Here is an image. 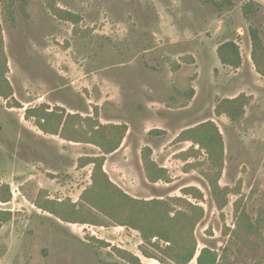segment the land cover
<instances>
[{"label": "rangeland", "instance_id": "374dc122", "mask_svg": "<svg viewBox=\"0 0 264 264\" xmlns=\"http://www.w3.org/2000/svg\"><path fill=\"white\" fill-rule=\"evenodd\" d=\"M1 0L0 22L8 61L6 76L13 97H0V185L9 184L12 199L0 209L12 212L0 223V264H130L117 250L145 264L163 263L143 255L138 230L116 225L68 223L38 202H80L91 183L92 165L79 158L101 154L93 144L44 133L29 107L49 104L84 117L98 112L104 124L125 123L121 146L106 155L105 169L127 193L141 199L161 198L184 208L187 198L205 210L195 235L197 264L203 247L216 250L230 264H264V240L258 247L234 239L235 204L245 210L264 235V76L251 58L250 29L264 39V0L251 15V0ZM69 10L77 23L58 17L53 8ZM234 40L242 64L221 62L220 44ZM193 94L190 97V94ZM249 96L243 117L231 120L215 110L221 100ZM213 120L225 144L220 178L228 186V204L220 210L204 172L207 153L187 156L194 145L179 134ZM168 169L171 181L151 182L142 149ZM188 166V167H187ZM198 188L202 200L185 195Z\"/></svg>", "mask_w": 264, "mask_h": 264}, {"label": "trees", "instance_id": "16d2710c", "mask_svg": "<svg viewBox=\"0 0 264 264\" xmlns=\"http://www.w3.org/2000/svg\"><path fill=\"white\" fill-rule=\"evenodd\" d=\"M232 5L231 0L218 3L220 9ZM256 1H249L243 6L246 16L251 15ZM1 7V0H0ZM54 13L61 19L77 23L78 16L69 10L53 8ZM252 40L251 58L256 70L264 76V39L258 28L250 29ZM218 56L221 62L232 67H240L242 56L240 46L234 40H227L220 44ZM8 61L4 49L3 28L0 22V97L6 100L13 97L12 84L6 76ZM193 94H190L192 97ZM249 96L242 93L234 98H225L216 106V114H226L231 120H240L244 113ZM26 119H34L36 126L44 133L59 135L68 141L93 144L101 149V154L85 155L79 158L81 167L92 165L91 183L81 195L80 202H59L49 200L38 202V206L68 223H83L97 226L105 225L109 219L116 225L138 230L144 244L141 251L148 258H155L163 263L172 261L174 264H189L195 259L198 251V241L195 229L204 218L205 210L199 204L187 198H180L184 208H176L170 201L161 198L141 199L132 196L116 184L105 169L106 155L116 151L122 144L128 131L125 123L104 124L100 121L98 112L84 117L79 113H67L64 108H51L49 104L29 107L25 110ZM1 129V126H0ZM180 141L194 143L187 151V156H197L200 151L196 145L207 153L209 170L204 176L210 184L212 196L217 207L222 210L228 204L230 188L222 187L219 183L225 167V144L223 135L213 120L204 121L196 126L183 130ZM153 150L150 146L142 149L143 164L148 179L156 183L160 180L169 182L171 178L168 169L159 165L152 158ZM188 167V166H187ZM185 195L196 200L203 199V193L195 187L183 190ZM12 199L9 184L0 185V202L8 203ZM237 214L236 228L232 230V237L251 249L258 247L252 236L264 235L260 232L257 222L249 214L235 204ZM12 212L0 209V223L11 220ZM118 255L130 264H145L133 253L119 249ZM197 264H230L221 260L219 253L203 247L197 256Z\"/></svg>", "mask_w": 264, "mask_h": 264}]
</instances>
